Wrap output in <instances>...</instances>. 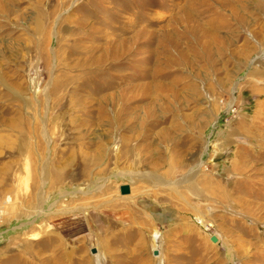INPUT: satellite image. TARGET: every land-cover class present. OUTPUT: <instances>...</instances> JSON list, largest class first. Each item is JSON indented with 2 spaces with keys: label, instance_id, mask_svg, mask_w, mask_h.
<instances>
[{
  "label": "rangeland",
  "instance_id": "1",
  "mask_svg": "<svg viewBox=\"0 0 264 264\" xmlns=\"http://www.w3.org/2000/svg\"><path fill=\"white\" fill-rule=\"evenodd\" d=\"M0 264H264V0H0Z\"/></svg>",
  "mask_w": 264,
  "mask_h": 264
},
{
  "label": "water",
  "instance_id": "2",
  "mask_svg": "<svg viewBox=\"0 0 264 264\" xmlns=\"http://www.w3.org/2000/svg\"><path fill=\"white\" fill-rule=\"evenodd\" d=\"M120 192L121 194H129L131 192V186L129 184H122L120 186ZM211 239L213 241H216L217 237L213 235ZM92 252L96 253L97 252L96 248H92ZM158 253H159L158 250L154 251V254H158Z\"/></svg>",
  "mask_w": 264,
  "mask_h": 264
}]
</instances>
